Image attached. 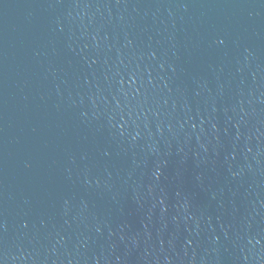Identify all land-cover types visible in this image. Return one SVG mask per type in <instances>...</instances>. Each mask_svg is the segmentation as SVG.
Instances as JSON below:
<instances>
[{"label": "water", "instance_id": "95a60500", "mask_svg": "<svg viewBox=\"0 0 264 264\" xmlns=\"http://www.w3.org/2000/svg\"><path fill=\"white\" fill-rule=\"evenodd\" d=\"M264 66V0H0V264H129Z\"/></svg>", "mask_w": 264, "mask_h": 264}]
</instances>
